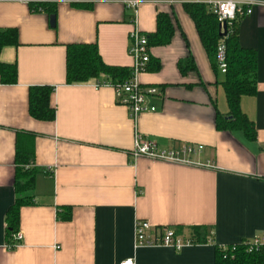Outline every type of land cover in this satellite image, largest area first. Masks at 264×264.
<instances>
[{
    "label": "crops",
    "instance_id": "obj_1",
    "mask_svg": "<svg viewBox=\"0 0 264 264\" xmlns=\"http://www.w3.org/2000/svg\"><path fill=\"white\" fill-rule=\"evenodd\" d=\"M31 1L0 0V29H17L19 40L0 56L18 69L17 83L0 79V264H121L130 258L135 264H215L216 246L263 236L264 4L239 24L241 46L258 57L257 93L241 98L257 131L249 140L242 131L217 129V114H227L229 106L186 0H143L135 22L122 0L59 2L55 19L32 11ZM161 12L173 18L175 35L170 44L149 48L160 69L139 75L158 88L149 98L155 112L135 121L113 87L66 83L67 45L97 44L107 64L131 68V31L155 32ZM188 56L197 71L183 74L178 62ZM46 85L54 88L53 121L29 113L30 88ZM136 132L162 151L203 149L190 163L135 156ZM19 133L32 142L39 172L34 203L20 209L22 240L10 249L6 214L16 198ZM66 208L70 220L60 216ZM139 219L185 238L204 226L209 240L180 250L135 248Z\"/></svg>",
    "mask_w": 264,
    "mask_h": 264
},
{
    "label": "trees",
    "instance_id": "obj_2",
    "mask_svg": "<svg viewBox=\"0 0 264 264\" xmlns=\"http://www.w3.org/2000/svg\"><path fill=\"white\" fill-rule=\"evenodd\" d=\"M76 4V3H75ZM29 6L34 12H46L55 19L56 2L31 1ZM88 6V5H86ZM185 11L195 23L199 37L211 62L214 73L221 76L219 83L223 86L229 106L227 114L218 113L216 126L218 130L242 131L249 140H255L257 131L255 124L241 108V98L254 96L257 93L258 57L254 49L241 46L239 41V24L241 16L222 26L218 16L211 11L209 5L192 0L184 2ZM175 35V24L169 13L157 15V29L147 34L148 47L166 46ZM19 44L18 31L15 28L0 29V56L4 47ZM222 45L225 50L226 71L220 70L218 49ZM161 67L158 59L152 57L147 64V71H157ZM181 73L197 71L192 56L178 62ZM132 76L130 67L107 64L99 52L97 44H70L66 52V83L85 84L96 81L99 86L119 87ZM0 79L3 84H15L18 81L16 64L5 63L0 58ZM54 88L51 86H33L29 93V113L36 120L53 121L56 110L51 105ZM20 134V135H19ZM16 147L15 202L6 214L7 240L10 249L17 246L14 235L20 229V209L35 201V183L39 169L35 164V152L32 142L25 140L24 133H19ZM34 136L33 134L31 135ZM31 137V138H32ZM64 220L71 219V209L66 208L60 215ZM176 231V230H175ZM180 235V232L176 231ZM209 229L201 226L193 229L190 239L193 243H206ZM215 264H264V251L253 247L244 240L227 246H216Z\"/></svg>",
    "mask_w": 264,
    "mask_h": 264
},
{
    "label": "built area",
    "instance_id": "obj_3",
    "mask_svg": "<svg viewBox=\"0 0 264 264\" xmlns=\"http://www.w3.org/2000/svg\"><path fill=\"white\" fill-rule=\"evenodd\" d=\"M39 2H66L69 4L88 2L93 3L97 0H36ZM128 8L133 10V21L135 22L137 7L143 0H122ZM209 5L219 18L221 25L228 24L237 16L249 15L253 11L255 5H263L262 0H192ZM129 53L133 58V65L131 67V78L115 87L117 101L126 106L129 110L130 116L133 120H137L140 114L145 112H155L156 106L149 104V98L158 94V88L151 85H144L139 79L142 72L147 71V64L150 60V49L148 47V37L146 34L140 32L138 29L131 31L130 35ZM218 59L220 62V70L222 73L226 71L225 64V50L222 45L218 49ZM99 86V85H97ZM203 149L202 145L195 147L193 145H184L179 149H171L162 151L159 149L157 143L144 139L136 132L135 136V156H148L162 161H173L180 163H190L189 156ZM14 238L19 245L22 240V235L17 233ZM248 243L256 248H262L264 251V235L261 237H254L248 240ZM193 244L190 238H185L182 235L176 234L172 227H157L151 222L139 219L135 223V248L141 247H156L165 246L176 250ZM9 247V245H8ZM121 264H135L133 258L127 259Z\"/></svg>",
    "mask_w": 264,
    "mask_h": 264
},
{
    "label": "water",
    "instance_id": "obj_4",
    "mask_svg": "<svg viewBox=\"0 0 264 264\" xmlns=\"http://www.w3.org/2000/svg\"><path fill=\"white\" fill-rule=\"evenodd\" d=\"M223 26L226 27V23Z\"/></svg>",
    "mask_w": 264,
    "mask_h": 264
}]
</instances>
